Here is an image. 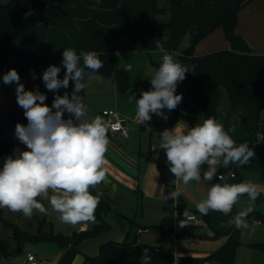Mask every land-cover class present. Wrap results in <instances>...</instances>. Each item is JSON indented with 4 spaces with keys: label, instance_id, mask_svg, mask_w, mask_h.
Listing matches in <instances>:
<instances>
[{
    "label": "crops",
    "instance_id": "obj_1",
    "mask_svg": "<svg viewBox=\"0 0 264 264\" xmlns=\"http://www.w3.org/2000/svg\"><path fill=\"white\" fill-rule=\"evenodd\" d=\"M220 1H223L225 8L218 16L216 29L211 26L215 24L201 23L212 28V31L197 43L195 55L230 46L223 28H219V22L234 10V4L232 0ZM156 8L157 0H122L114 8L89 6L83 0H58L56 4L35 9L25 15V31L15 42L16 51L8 62V67L19 70L21 83L27 90H35L38 86L41 92L46 93L45 103L48 106L51 107L55 94L45 88L42 74L48 66L56 65L61 67L59 78L63 79L64 49L74 50L78 56L87 52L112 55L116 57L120 68L128 69L130 79L129 87L120 91L112 77L96 73L97 78L89 80L86 75L83 81L86 87L76 93L87 106L90 117L99 115L108 123L109 117L102 111L116 108L121 115L128 118V137L108 131L109 146L104 165L106 179L96 186L97 193H101L99 198L111 207L105 217L111 227L76 246L61 247L50 240L19 244L11 239L10 248L13 242L15 247L23 249L30 244L33 248H29L27 254L34 253L39 264H91L90 261H85V256H96L100 245L108 240L136 239L153 244L161 251L171 252L175 256H207L227 241L232 219L250 204L247 195H244L227 215L211 210L207 215H201L196 204L206 198L210 187L216 183L239 184L250 181L264 188V185L251 176L255 170L264 168L239 166L243 170L241 174L237 171V164H230L227 168L222 163L217 165L216 174L211 181L203 179L204 173L209 170L207 164L201 166L199 181L193 180L184 185L175 177L174 186L166 185L163 181L155 162L160 152L159 134L165 129H174L177 124L187 130L179 122V109L170 112L165 109L167 120L151 114L152 119L143 124L136 117L135 102L128 103L132 94L138 99L141 89L148 91L151 88L150 77L155 69L150 67L147 55L153 51L150 47H153ZM238 16L236 32L247 41L254 52L264 54V0H249L240 9ZM162 45V41L157 42L156 47ZM170 47L173 49L174 46L171 44ZM164 48H161V52L166 51ZM79 65L83 66L82 56ZM85 72L87 73V69ZM15 88V82L5 85L3 80L0 81V169L4 159L12 155L14 150H27L15 137V127L4 123L6 112H24L16 102ZM71 91L70 81L69 88L60 89L59 94L68 92L71 95ZM64 115L67 119L68 114ZM3 139L15 143L12 153L1 149ZM232 172H235V176H231ZM219 174H224V180L217 179ZM177 188L182 191L177 201L162 199L163 192L175 191ZM41 203L47 209L46 215L34 211L31 218H26L22 213H13L2 208L4 218L20 229L40 236L51 232L72 235L74 232L87 230L91 225V222L74 226L62 223L59 213L52 209L48 201L41 200ZM252 206L264 213V191H261ZM186 208L196 215L198 225L179 227ZM247 223L249 227L242 229V244L239 248L246 246L251 249L245 253L243 264H264V257H256V253H253L255 247L251 245L254 243L251 242L252 239L264 236V224L257 219ZM13 231V227L6 225L0 218V236L12 237ZM34 248L38 252L33 251ZM26 258L24 252L14 257L0 255V264H25Z\"/></svg>",
    "mask_w": 264,
    "mask_h": 264
},
{
    "label": "clouds",
    "instance_id": "obj_2",
    "mask_svg": "<svg viewBox=\"0 0 264 264\" xmlns=\"http://www.w3.org/2000/svg\"><path fill=\"white\" fill-rule=\"evenodd\" d=\"M100 3L101 0H96L97 5ZM62 56L63 79L59 78L61 67L56 65L48 66L42 74L45 88L55 94L51 107L45 103L47 94L38 86L35 90H27L14 68L2 77L5 85L16 84V102L24 110L27 125L17 123L14 134L27 150L16 149L4 159L0 169V208L31 218L34 211L47 214L41 203L46 200L59 213L62 223L74 226L95 222L101 193L93 195L90 189L106 179L104 165L110 126L99 115L90 117L87 106L76 94L86 87L83 82L86 75L89 80L97 78L96 73L103 67L99 54L82 53L83 66L79 65L81 56L74 50L64 49ZM128 68L130 70L131 65ZM189 72H194V68L181 65L170 54L163 55L161 64L150 77V90L141 89L138 99L135 94L128 98L129 104L135 102L137 119L144 124L152 119L151 114H155L167 120L164 110H175L182 102V94L176 93L177 84ZM32 75L35 79L34 72ZM70 81L72 94L60 95L59 90L68 89ZM233 130L226 131L214 117H208L187 130L177 124L174 129H165L159 134V149L164 151L170 173L184 185L201 179L204 164L209 170L203 179L211 181L217 165L222 163L224 168L230 164L244 166L255 157L248 142L236 143L230 135ZM217 179L224 180V177L217 176ZM261 191L264 188L250 181L216 183L210 187L206 198L196 204V209L201 215H207L210 210L227 215L240 197L247 195L249 206L231 221L237 229H247L246 217L253 211L252 205ZM181 195L182 191L177 188L169 193V198L177 201ZM182 215L181 228L196 220V215L187 208ZM141 259L143 264H151L148 248L143 249Z\"/></svg>",
    "mask_w": 264,
    "mask_h": 264
},
{
    "label": "trees",
    "instance_id": "obj_3",
    "mask_svg": "<svg viewBox=\"0 0 264 264\" xmlns=\"http://www.w3.org/2000/svg\"><path fill=\"white\" fill-rule=\"evenodd\" d=\"M58 0H0V81L6 73L8 62L16 51V40L25 31V15L35 9L56 4ZM85 4L98 8L117 7L122 0H101L99 5L96 0H83ZM184 0H170V8L178 10ZM249 0H232L234 10L224 17L219 26L223 28L230 46L205 54H194V48L198 42L206 37L212 28L204 24L191 28L190 45L179 54L178 61L182 65L194 68V72L186 73V78L177 84L176 93H184L182 108L186 112L187 119L195 125V114L202 113L203 120L214 117L222 123L225 130L234 129L230 135L235 141L248 142L253 148L255 157L249 164L242 168H264V141L256 142V133L264 120V54L252 50L247 41L236 32L238 13ZM160 9L156 8L155 12ZM156 25L159 34L165 33V27L154 22L152 46L157 43L155 37ZM171 42H169L170 50ZM103 61V67L98 73L112 77L120 91L129 87V71L120 68L116 57L105 53H98ZM88 72V70H87ZM226 96L229 107L226 112L220 110L223 97ZM24 112H6L4 123L15 127L17 123L27 125ZM237 115L238 119H234ZM202 120V121H203ZM15 143L3 139L1 149L12 153ZM162 179L166 185L174 186L175 177L170 173L164 151L160 149L155 159ZM93 195L97 194L96 188L90 189ZM111 210L108 203L99 198V204L95 211V222H91L87 230L74 232L72 235L51 232L48 235H33L19 227L9 223L4 218L3 209L0 208V218L9 226H12L13 236H0V255H10V242L15 239L19 244L28 241L50 240L59 246H76L83 240L94 237L109 229L111 224L106 220V215ZM257 219L264 224V213L254 209L246 217V221ZM242 229H237L233 224L229 230V236L215 252L204 256H175L171 252L158 250L153 244L138 241H114L108 240L100 245L96 256H85V261L91 264H143L141 254L144 248H148L151 256V264H235L237 250L242 244ZM252 246L264 250V242L251 243Z\"/></svg>",
    "mask_w": 264,
    "mask_h": 264
},
{
    "label": "rangeland",
    "instance_id": "obj_4",
    "mask_svg": "<svg viewBox=\"0 0 264 264\" xmlns=\"http://www.w3.org/2000/svg\"><path fill=\"white\" fill-rule=\"evenodd\" d=\"M157 7L160 9L159 12H155L154 22L162 27H165V33L159 34L158 26L156 25L155 29V37L157 42H163L162 47H150L153 51L147 55L149 59L150 67L153 69H157L159 65L155 64L156 62L161 63L162 57L165 54H170L173 58L178 61L179 54L190 45L191 41V28L193 26L199 25L204 22L207 25L215 24L211 26H215L218 23V16L224 10L225 4L220 0H184L181 7L178 10H172L170 8V0H157ZM214 22V23H211ZM218 26V25H217ZM220 28V26H219ZM214 29V28H213ZM154 30V29H153ZM156 42V43H157ZM169 42H171L173 49L170 50L168 48ZM166 47V48H164ZM161 48H164L166 51L161 52ZM195 49V48H194ZM154 62V63H152ZM180 63V62H179ZM229 107V102L226 96L223 97L220 110L222 112H226ZM179 109L178 119L180 124H182L186 129L194 126L189 122L186 116V112L183 110L181 103L177 106ZM195 124L201 123L202 121V113L198 112L194 116ZM234 119H238V116L235 115ZM237 144H241L242 142L236 141ZM237 171L239 173H243V170L237 165ZM252 178H255L256 182L264 185V170H255L251 174ZM264 241V236L257 237L252 239L251 242H262ZM29 248H33L28 244V247L23 249V247H15L14 242L11 245V253L10 256L14 257L18 254H22L24 252V256H27V250ZM246 246H243L238 249L236 264H243L244 257H246L245 253L249 251ZM35 252L36 249H32ZM256 253V257H264V250L255 247L254 252Z\"/></svg>",
    "mask_w": 264,
    "mask_h": 264
},
{
    "label": "built area",
    "instance_id": "obj_5",
    "mask_svg": "<svg viewBox=\"0 0 264 264\" xmlns=\"http://www.w3.org/2000/svg\"><path fill=\"white\" fill-rule=\"evenodd\" d=\"M180 94H182V100H183L184 93H180ZM181 105H182V102H181ZM102 113L109 117L108 125L110 126L109 127L110 132L118 133L123 137H128L130 128H129V124H128V118L126 116L121 115V113L116 108L104 109L102 111ZM116 125H119V127H115ZM255 140H256V142L264 141V120L261 123V126L259 127V129L256 133ZM221 175L225 178L224 174H219L218 176H221ZM231 176H235V172H232ZM169 193L170 192H163L161 195L162 199L167 200V201L173 200V199L169 198ZM190 225L191 226L198 225L197 218ZM157 249L159 250V248H157ZM25 264H39V260L37 259L36 255L34 253L29 252L27 254Z\"/></svg>",
    "mask_w": 264,
    "mask_h": 264
},
{
    "label": "water",
    "instance_id": "obj_6",
    "mask_svg": "<svg viewBox=\"0 0 264 264\" xmlns=\"http://www.w3.org/2000/svg\"><path fill=\"white\" fill-rule=\"evenodd\" d=\"M13 68H14L17 72H19V70H18L17 68H15V67H7V68H6V73H7L10 69H13Z\"/></svg>",
    "mask_w": 264,
    "mask_h": 264
}]
</instances>
